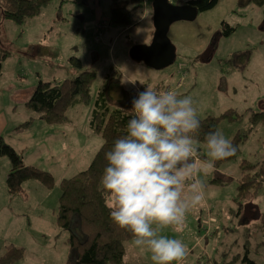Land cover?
<instances>
[{
    "label": "rangeland",
    "instance_id": "1",
    "mask_svg": "<svg viewBox=\"0 0 264 264\" xmlns=\"http://www.w3.org/2000/svg\"><path fill=\"white\" fill-rule=\"evenodd\" d=\"M145 1L132 29L117 24L105 30L85 27V18L93 12L109 19L111 0H52L26 25L3 22L2 45L11 56L5 59L0 77V135L24 152L26 164L48 171L55 179L53 188L28 180L24 184L27 198L10 196L6 180L11 164L8 157L0 156V236L24 247L25 255L17 264H65L69 259L70 232L57 224L61 183L85 171L103 144L90 120L98 89L112 68L123 73L124 83L135 96L146 87L157 91L165 87L164 91H175L181 97L191 96L199 118L219 116L229 109L244 114L240 121L220 123L219 130L230 141L239 129L248 131L250 113L264 111V5L220 0L194 21L175 22L169 39L176 48V61L155 70L133 60L128 43L132 39L135 45H149L153 40L155 0ZM179 1L189 0H169L175 5ZM224 21L236 27L228 37L220 33ZM234 53L241 57L235 64L228 63ZM71 57L80 58L85 69L97 73L91 97L69 109L70 123L50 125L29 110L26 102L39 80L62 82L78 74ZM195 147L200 176L208 185L205 199L187 214L179 231L170 227L161 234L186 245L182 264H242L249 249V256L264 264V234L258 219L264 212V187L257 198L244 203L241 212L235 200L242 160H264V128L259 124L239 156L218 168L214 161L210 168L203 163L209 160L205 144L196 142ZM135 250L138 255L127 253V262L154 264L149 252Z\"/></svg>",
    "mask_w": 264,
    "mask_h": 264
},
{
    "label": "trees",
    "instance_id": "2",
    "mask_svg": "<svg viewBox=\"0 0 264 264\" xmlns=\"http://www.w3.org/2000/svg\"><path fill=\"white\" fill-rule=\"evenodd\" d=\"M51 1L0 0V77L5 59L11 56V52L2 45L3 22L13 21L17 25H26L31 18L39 16ZM61 1L77 2L79 0ZM219 1L189 0L187 2L179 1L177 5L190 4L197 7L201 13L213 9ZM249 1L259 6L264 5V0ZM142 2L146 1L111 0L109 19L102 18L96 29L105 30L109 24L132 26V21H135V14L138 13ZM235 31L236 27H232L228 22L222 23L220 33L223 37H228ZM128 43L132 47L135 45L132 39H129ZM239 57H241L239 53H234L231 58L227 59V62L235 64L236 58ZM70 61L79 70L78 74L62 82L39 80L33 94L26 102L27 108L40 114L47 124L55 125L68 122L69 109L87 103L91 97V87L97 73L94 70L85 69L82 60L78 57H71ZM113 70L105 75L98 89L90 120L91 128L101 135L103 144L85 171L66 178L61 183L62 194L56 213L57 224L61 229L70 232L67 241L70 244V255L65 264H131L127 262L126 257L127 245L132 240V234L119 228L111 220L110 209L102 195L103 190L100 186V179L107 166L105 152L111 149L117 138L126 135L127 122L132 118V113L127 110L131 108V101L135 97L124 83L123 73L118 70L115 73ZM159 89L164 91L165 87ZM244 116L234 109H229L219 116L198 117L201 127L194 134V139L199 144H205V135L219 129L223 120L236 122L242 120ZM249 124L248 131L239 129L231 140L237 146L236 154L224 160L214 161L215 167L218 168L223 163L235 160L256 127L260 124L264 128V111L250 113ZM23 126H26V123ZM0 156H6L10 160L11 166L6 180L10 196L27 198L28 192L24 184L28 180H38L48 188L55 186V179L51 173L39 167L27 165L23 153L16 150L2 135H0ZM194 158L197 159L196 154ZM240 169L242 176L239 179L237 199L235 200L240 205L239 211L241 212L244 203L257 198L264 187V160L260 163L242 160ZM213 182L223 183L217 179ZM258 219L260 233L264 234V212L259 214ZM24 255V247L9 243L5 253L0 257V264H17ZM242 263L257 264L249 256L248 251L245 252Z\"/></svg>",
    "mask_w": 264,
    "mask_h": 264
},
{
    "label": "clouds",
    "instance_id": "3",
    "mask_svg": "<svg viewBox=\"0 0 264 264\" xmlns=\"http://www.w3.org/2000/svg\"><path fill=\"white\" fill-rule=\"evenodd\" d=\"M127 111L132 118L126 135L105 152L107 166L100 179L110 218L132 234L131 244L149 252L154 264H182L186 245L161 233L170 227L179 231L208 190L194 158V134L201 127L197 109L191 96L146 87ZM204 143L208 168L237 152L219 129L208 132Z\"/></svg>",
    "mask_w": 264,
    "mask_h": 264
},
{
    "label": "water",
    "instance_id": "4",
    "mask_svg": "<svg viewBox=\"0 0 264 264\" xmlns=\"http://www.w3.org/2000/svg\"><path fill=\"white\" fill-rule=\"evenodd\" d=\"M154 34L149 45H134L130 50L133 60L143 62L149 68L163 70L174 64L176 48L169 39V30L175 22L194 21L198 15L197 7L190 4L175 5L169 0H155Z\"/></svg>",
    "mask_w": 264,
    "mask_h": 264
},
{
    "label": "crops",
    "instance_id": "5",
    "mask_svg": "<svg viewBox=\"0 0 264 264\" xmlns=\"http://www.w3.org/2000/svg\"><path fill=\"white\" fill-rule=\"evenodd\" d=\"M147 2H144V4H146ZM140 11V9H138V12ZM106 19V20H108L106 17H104L102 14H99V13H97V12H93L92 14H89L88 16H87V18H85V22H84V24H85V27L86 28H89V29H96L97 28V24H98V22L101 20V19ZM135 24H137V23H135ZM135 24H133L132 26H130V27H128V29H130L131 27L133 28L134 26H136ZM131 28V29H132ZM154 31V30H153ZM153 31H152V33H153ZM152 69V68H151ZM69 123H70V119H69V121H68ZM67 122V123H68ZM17 150V149H16ZM20 152H22L23 153V155H24V157H25V154H24V152L23 151H20ZM28 165V164H27ZM25 186V185H24ZM179 227H182V225H180ZM0 240H2L3 242H2V246H0V257H1V255L3 254V250L4 249H6V246H7V244H9V243H14L15 244V242L12 240H9V238L8 237H2L1 238V236H0ZM16 246H17V244H16ZM18 247H23V246H18ZM245 247H248L247 246V244L245 245ZM191 250H192V248H190ZM127 252L129 253V254H131V255H133V256H136V255H138L137 254V252H136V250H135V247L131 244V243H129L128 245H127ZM250 250V249H249ZM248 250V251H249ZM193 251V250H192ZM250 252V251H249ZM244 254H245V252H244ZM244 254H243V256H244ZM250 255V254H249ZM237 256H240V254H238ZM239 259V258H238ZM242 261V260H241ZM255 261V260H254ZM257 262V261H256ZM243 264V263H242Z\"/></svg>",
    "mask_w": 264,
    "mask_h": 264
}]
</instances>
